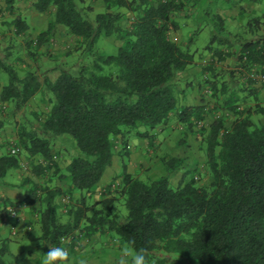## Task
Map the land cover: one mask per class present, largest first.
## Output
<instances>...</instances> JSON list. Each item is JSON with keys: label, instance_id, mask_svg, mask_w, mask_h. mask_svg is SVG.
<instances>
[{"label": "trees", "instance_id": "1", "mask_svg": "<svg viewBox=\"0 0 264 264\" xmlns=\"http://www.w3.org/2000/svg\"><path fill=\"white\" fill-rule=\"evenodd\" d=\"M27 1H32L35 12L53 18L48 31L37 38L39 48L58 25L65 27L66 37L78 38L90 51L102 37L121 42L116 54L97 52L91 66L62 71L56 81L46 76L41 82L34 72L22 78L0 57V72L8 76L0 104L14 102L20 109L41 95L51 105L42 136L25 128L19 135L29 157H41L47 163L35 167L37 175L52 169L60 172L54 140L69 136L81 153L71 158L63 175L69 181L65 192L69 203L63 204L70 222L62 223L58 214L62 189L24 183L25 203L39 217L40 240L57 246L76 231L86 239L110 234L124 246L131 242L135 249L145 250L151 264H264V123L256 121L260 116L254 113L264 114V109L240 110L231 99L219 103L218 97L230 89L213 65L204 69L202 88L214 105H179L177 81L194 64L196 50L192 51L190 41L184 45L173 41L171 33L179 29L176 18H181L187 5L194 9L196 0H104L105 12L94 20L89 16L93 6L85 5L86 0H5L0 14L17 15L13 22L18 35L28 29L18 7ZM125 21L129 24L124 26ZM211 22L217 33L205 51L212 52L216 61L237 56L241 89L256 93L258 86L247 74L264 72V15L248 21L250 38L238 43V35L227 32L219 14L212 15ZM106 67H116L117 73H106ZM223 108L233 112L231 123L220 114ZM173 116L186 132L206 136L202 140L210 186L198 185L196 170L185 173L180 185L173 186L170 175L182 166L180 159H164L168 175L155 180L142 181L128 173L127 138L135 134L153 139L151 133ZM3 128L0 120V131ZM119 147L125 152L122 182L114 178L106 186L113 199L102 197L92 203ZM20 167L19 157L0 155V185L10 170ZM116 199L123 200L124 222ZM5 254L0 250V264H6Z\"/></svg>", "mask_w": 264, "mask_h": 264}, {"label": "crops", "instance_id": "2", "mask_svg": "<svg viewBox=\"0 0 264 264\" xmlns=\"http://www.w3.org/2000/svg\"><path fill=\"white\" fill-rule=\"evenodd\" d=\"M4 1V0H3ZM238 1V0H237ZM23 2L18 5L19 10H22L24 15ZM264 4H260L257 0H243L240 4L236 6H230L225 11L217 10L216 14H219L224 20L225 25L232 27H242L246 28L248 21L254 18H260L264 15ZM32 7L31 4L28 5ZM2 7L5 8V2L2 3ZM0 7V9H2ZM19 11V13H20ZM25 16L28 19H31L30 25L34 28L35 19L40 16L39 14L29 13ZM28 23V24H29ZM29 26V25H28ZM62 30H65V27L59 26ZM181 28L178 31H181ZM189 28L188 30H191ZM247 30V29H246ZM232 31V30H231ZM233 32V31H232ZM209 52V53H208ZM212 53L210 51H205V55ZM204 55V56H205ZM207 56V55H206ZM207 59L204 62L196 60L189 69L182 73L179 76V81H183V84H180L181 94H179V105L180 106H198V105H214V100H211L210 96L204 94V83H202L201 78L205 76V68L207 66H214L216 70L221 72V70L230 71L229 76L226 73L222 74L223 83H226L229 86V92L227 95H222L221 100L231 99L232 102H235L239 105L240 110H244L247 107H251L254 110L257 108L264 109V89H259L257 87V94L248 89L243 91L241 88V82L238 80L240 77L239 71L241 66L239 65L238 57L231 56L224 61H216L214 59ZM236 73H232V72ZM52 80V79H51ZM55 81V80H52ZM199 81V82H198ZM235 90L231 89L234 88ZM5 85L0 86V94ZM256 87V86H255ZM238 92V93H236ZM234 95V96H232ZM220 103V102H219ZM223 105V103H221ZM216 106V105H215ZM253 110V111H254ZM234 117V114L231 110H224ZM219 113V112H218ZM256 116L264 115L263 113H256ZM227 115V116H228ZM213 116V117H212ZM210 116L209 121L211 122L214 119V115ZM184 126L178 121V119L173 116L170 119V122L161 128H159L160 138L162 146L160 148L163 151L162 158L158 157L159 153H153L149 148V143L143 138L131 134L127 140L129 143L130 155L126 159V165L128 173L132 174L136 178L145 181L144 175L146 170L152 173L154 180L162 176H167L168 173L164 167V159H180L183 161L182 166L170 175L171 184L173 186H178L184 179L185 173L189 171H197V178L199 174L206 171V154L205 148L201 140H198L197 136L193 132H186L183 135H180L181 127ZM145 130V129H144ZM6 132L4 130L0 131V154H4L2 151L3 147L6 145ZM179 138H184V141L179 140ZM125 155V152L119 147L117 148V154L114 157L112 167L108 168L102 181L98 185L97 192L91 201H100L102 197L104 199H113L112 195L106 193V186L111 184L114 178H117L118 182H122V173H123V164L122 156ZM63 166V163H59V168L62 169L63 174H66V168ZM158 171V173H157ZM156 175V176H155ZM204 175V174H203ZM55 183L50 182V188L52 189H62L64 190V184L59 182ZM148 181V180H146ZM23 177L20 176L19 170L12 169L9 171L4 184L0 185V250H5L6 254L4 260L6 264H40V261L44 254H47L48 247L47 243L40 240L41 237V226L39 224V217L32 215L29 208L25 203V189ZM69 184V183H68ZM78 196V194L76 195ZM59 203V199H58ZM117 202H115V205ZM13 206H20L18 217H13L7 214V209ZM60 206V205H59ZM61 208L58 209V214L62 217V223H68L71 221L67 213L62 212ZM65 213V214H63ZM123 215L125 217L121 218V221L126 219V211L124 210ZM15 232V234H14ZM120 244L115 238L111 237L109 234L101 235L97 234L91 238H87L80 243L78 249H74L72 253V264H81V261H84V264H115V261L119 256V248L117 246ZM18 253V254H17ZM11 257V258H10ZM29 257V259H28ZM10 258V259H9Z\"/></svg>", "mask_w": 264, "mask_h": 264}, {"label": "rangeland", "instance_id": "3", "mask_svg": "<svg viewBox=\"0 0 264 264\" xmlns=\"http://www.w3.org/2000/svg\"><path fill=\"white\" fill-rule=\"evenodd\" d=\"M4 2L5 0H0V7H2V3ZM240 3V0H196V6H194V9H192V5H187V8L181 18H176L179 29L180 27L182 28L181 31H178V29L177 31L171 33L172 40L181 45H184L190 41L192 51L196 50V60L201 61L200 63L209 58L214 59L212 52H210L212 53L211 56H209L210 54L207 53V56L205 55L207 45L209 44L212 36L217 33L216 28L213 27L211 22V16L218 12L217 10L219 9L221 11H225L230 6H236ZM30 4L31 6L33 5L32 1H27V3L23 4L26 5L24 8L27 7V9L24 10V15L22 14V10L20 11L25 23L27 26L29 25L27 31H25L23 35L17 34V30L13 22L17 15L12 16L3 12L0 14V57L6 64L16 68L20 77L23 78L27 73L34 72L38 75L41 82L44 81L46 76L56 81L61 75L62 71H78L85 64L91 66L97 59V52L104 53L105 55H114L118 52L121 42L117 41L114 37H102L98 41L95 49L90 51L89 48L84 44H80V40L78 38L66 37V29L62 30L59 25L50 31V34L47 37V43L39 48L36 45L37 38L41 34L48 31L50 24L53 22V18L49 15H42L35 12L33 7L28 6ZM85 5L93 6V12L89 13V16L92 20L95 19L97 14L105 12L104 0H86ZM2 9H4V7H2ZM27 11L32 14L35 13L40 15L34 21V28L30 25L31 19H28V17L25 16L28 14ZM192 11L193 14L191 13ZM128 24V21H125L124 26ZM226 27L227 32L231 33L232 35L236 34L238 37H240L236 38L237 43L241 42V40L250 38L246 33L247 28L244 29L242 27H230L228 25ZM189 28L192 29L188 30ZM223 49H225V47H223ZM105 72L116 74L117 69L116 67H106ZM216 73H218V76H221V80H223L222 74L227 73L229 76L230 71L225 72L224 70H221V72H219L216 70L215 74ZM201 79L204 80V75ZM7 83L8 76L5 73L0 72V86H2V84L6 85ZM177 83L183 84V81L180 82L178 80ZM233 87L234 88L231 89L235 90V85ZM221 95L222 94L219 96ZM49 97L50 96H48V98ZM221 98L222 96L220 98L218 97V101L220 103H224V100L220 101ZM47 101L48 100L44 99L41 95H37L20 109H17L16 103L14 102L0 104V120L4 122V128L2 130H4L7 135L6 145L2 149L4 154L0 155H11V148L14 146H19L22 149V154L19 156L21 165L26 163L28 168L24 170L22 167H20L16 170H19V174L21 177H23L24 181L36 183L41 188L49 187L50 182H57L54 181L56 178L59 180V182L63 183L65 185L63 190L64 193L58 197V204L60 205L59 208L63 210L62 212L67 213L66 211L68 210L63 204V199L68 197L65 192L68 190L69 181L63 177L64 174L62 169H60L59 173H55V169H52L50 172L38 176L36 173L38 168L35 167L42 164L43 159H41V157L30 158L28 153L24 151L19 140V135L22 128H25L27 131H35L37 134L42 136V125L46 120V116L48 115L51 108V105L48 104ZM224 110H226V108L221 109L220 114L225 117V119L227 118L226 121L228 123H231L232 116L228 115L230 114L229 111H226L225 113ZM256 121L264 123V115L261 114V116L258 117ZM179 130L180 135L185 134L186 129L184 126H182ZM142 131H144V128ZM151 134L153 135V139H149L146 141V143H149V148L153 153H159L158 157L162 158L161 155H163V151L160 150L162 146V140L160 138L161 134L159 132V128L153 131ZM196 136L198 140L202 141L203 147L205 148V142H203L204 140L202 139L206 136H203L202 134L201 137H198V135ZM179 140L184 141V138H179ZM53 148L54 153H56L57 156L58 164L63 163L64 167H66L68 162L71 161V158L75 156V154H81L78 147L76 146V143L69 136L60 137L54 140ZM45 164L47 163L43 162V165ZM203 170L204 171L199 174V178L196 180L198 181V185L208 187L211 183V174L207 173L205 169ZM148 171L150 170H146V173H142V175H144V179L149 181L152 180L154 176H152V173ZM117 197L119 196L117 195ZM116 200V206L118 207V212L122 218L124 217L122 214L124 212V203L122 199ZM80 246L81 245L78 244V247ZM117 246L121 248L125 247L122 244H117ZM78 247L76 249H78ZM118 250L120 251V248Z\"/></svg>", "mask_w": 264, "mask_h": 264}, {"label": "clouds", "instance_id": "4", "mask_svg": "<svg viewBox=\"0 0 264 264\" xmlns=\"http://www.w3.org/2000/svg\"><path fill=\"white\" fill-rule=\"evenodd\" d=\"M47 247L49 250L47 254L43 255L40 264H72V254L66 246L47 245ZM81 264H84V261H81ZM115 264H151V262L146 256L145 250L135 249L133 244L129 242L127 246L120 249Z\"/></svg>", "mask_w": 264, "mask_h": 264}, {"label": "built area", "instance_id": "5", "mask_svg": "<svg viewBox=\"0 0 264 264\" xmlns=\"http://www.w3.org/2000/svg\"><path fill=\"white\" fill-rule=\"evenodd\" d=\"M247 78L254 80L258 87L264 89V72H261V73H256V72L249 73V74H247ZM206 92L209 95H211V90L210 89H207ZM217 117H220V115H218ZM201 126H202V123L199 124V127H201ZM10 153H11V156L19 157L22 154V149L19 146H14V147L11 148ZM21 167L24 170H26L28 168L26 163L22 164ZM63 202L65 204L69 203V197L64 198ZM7 210H8L7 214H9V215H11L13 217H18L20 206H13V207L11 206ZM14 234H15V232H14ZM84 239H85V234L81 233V231H77V232H74L73 234H71V236L62 239L61 245L62 246H66L70 250V253H71L74 242H76L77 243L76 245L78 246V244H80Z\"/></svg>", "mask_w": 264, "mask_h": 264}]
</instances>
